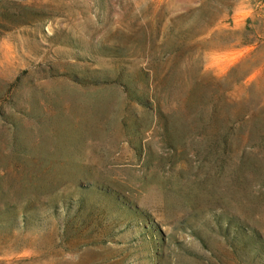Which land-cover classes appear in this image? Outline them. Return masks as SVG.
I'll return each instance as SVG.
<instances>
[{"label": "rangeland", "instance_id": "1", "mask_svg": "<svg viewBox=\"0 0 264 264\" xmlns=\"http://www.w3.org/2000/svg\"><path fill=\"white\" fill-rule=\"evenodd\" d=\"M0 264H264V0H0Z\"/></svg>", "mask_w": 264, "mask_h": 264}]
</instances>
